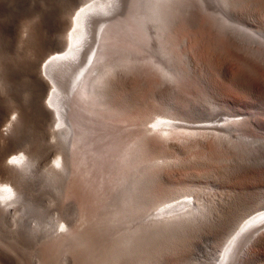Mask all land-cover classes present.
<instances>
[{"label":"bare ground","instance_id":"6f19581e","mask_svg":"<svg viewBox=\"0 0 264 264\" xmlns=\"http://www.w3.org/2000/svg\"><path fill=\"white\" fill-rule=\"evenodd\" d=\"M29 1L30 0H0V9L6 10L14 7L16 8V6H19V10L24 9L27 7ZM41 1L37 3H40L37 6L40 7L45 0H43L42 3ZM47 1H45L47 4H45V2L43 4L48 6V10L43 7V4L41 5L45 10L40 8L41 10L37 11V16H35L36 22L25 29L23 37L29 54L31 56L34 55V58L45 46L53 47L50 48V52L41 54L38 60L37 58L36 60H33V58L25 60V62L27 61L25 67L28 64L27 69H24L25 73L28 74L27 78H29H26L27 83H29L28 80H30V84L25 85L26 89L24 87V90L19 89L18 86L20 83L17 82L15 76L17 72H15L9 60H7L9 56L5 58V48L3 46L5 42L3 40H5L7 34L4 33L6 34L5 38L3 36L2 40H0V234L5 231L23 233V231L28 228L32 235L34 233L33 236L31 234L29 235L34 237L40 227L38 224L32 225L30 219L39 211H42L39 210V207H41L39 204L44 202L41 199L48 195H53L60 190L63 192L60 191L63 195L64 193L66 194L65 196H73L77 192H80L83 196L86 189L82 191L79 190L80 186L82 187L83 185L85 187L88 186V189H90L89 186H91L93 190H97L98 187H96V185L98 184L95 182L102 176L99 172L102 171L103 174L107 172L106 174L110 175L112 171L114 172L115 170L116 172L120 170V164L121 166L124 164L123 166L127 169V172H123L122 175L126 176L127 173L129 175L131 171L130 163L132 153H134V156H137L138 153L140 154V158H138L140 160H137L139 161L138 163H140L143 158L144 160L142 162L147 161L148 159H145V157L148 158V154H150L151 156H155L159 168L161 166L167 167L168 165L171 167L175 165L172 161H174L175 158L178 159L179 156H183L185 152L201 148L204 150L210 149L211 146L209 144H213L214 142V145L216 143V149L221 150L232 159L235 157L239 158L236 161L239 163L238 170L242 177L239 175L232 176L240 177L233 179L236 185L238 182H242V178L253 177V175L264 171V125L260 124L261 122L259 120L260 116L264 117V88H262L261 94L257 92L254 93L251 89L253 93L248 92V98L250 97L249 103H247V96H245L244 93L243 95L246 97V103H244L245 101H242V99V102H236L232 99L234 97L229 98L228 106L224 108L228 109L229 107L231 114L229 110H227V113L229 112L228 115L220 117L214 122L201 120L193 121L192 119L190 123H186L187 121L178 115L180 112L179 106L181 104L167 103V105H163L162 103L165 115L160 116V114L156 113L157 111L155 112L152 110L153 112H147V110V114L145 115L147 119L139 122L143 129L137 134L131 135L132 133L130 132V134L129 130L127 131V129L125 130V128H122L125 132L127 131V137H129L125 138L126 134L124 133V138L128 139L124 144L123 136L121 137L117 134L122 124H119V126L115 124L116 122H120L123 123L122 126L125 125L124 127L129 128V125H132L130 123L136 121L132 119V111L134 110L125 95L129 94L128 92L132 89L135 77L140 76V79L143 77L142 79L146 78L148 80L152 77H158V86L167 94L174 96L179 93V89V91H181L183 87L187 88L193 86L197 79L202 78L203 63L200 59L198 60L193 57L196 55V49L199 48L200 44V42L197 43L196 47L192 45V38H194L192 35L193 30L196 32L202 29L204 30L203 32L215 36V40L217 39L220 42L223 40V42L228 43L231 47L240 49L239 53L241 52L242 54V51H244L249 57H252V59L264 65V12H256L250 5L249 7L251 8L249 9L247 6L249 0H83L78 4L75 3L72 8L67 9L65 15L62 14V7L66 5L65 2L68 3V0L65 2L63 0H54L56 2L52 0ZM59 1H61L62 4ZM58 2L60 5L56 4ZM63 2L65 4H63ZM34 3L30 2L31 6L28 9L29 11L36 8L34 6L35 8L33 7L30 10ZM67 5L64 7L65 10ZM260 5L258 6L260 7ZM11 12L14 11L12 10ZM22 13L23 12H21V14ZM242 13L249 14L250 20L249 18L247 19L250 22L242 18ZM0 15L2 16L3 13H0ZM5 19L6 17H4V20ZM11 19L14 21L17 18ZM0 20L2 22L3 17ZM4 26L0 24V29ZM47 27L55 31V35L50 38H46V36H44L45 34H42L43 30V33H45V28ZM5 32H7L6 29ZM56 33L60 35L59 38ZM11 37L12 36H10V39ZM12 40L14 41V38ZM11 44L13 45V42H11ZM179 49H182L184 54L183 57L178 56L177 52ZM5 51L8 52L9 50ZM25 62L22 63L20 61L19 63L24 64ZM18 66L21 65L18 64ZM17 69L19 70V68ZM24 76H22L21 79L24 80ZM154 78L150 81H153ZM231 78L229 77V80ZM142 81L140 80V82ZM19 82L22 83V80ZM145 84H143V86H147V82ZM205 84V89L207 93H209H206V95H209V97L206 98L210 99L214 97L211 100L212 102L214 101V104L210 106L211 104L208 102L210 104L208 105L206 102L207 104L203 105L208 107L204 109L206 113H204V110H199L203 112V115L213 116L211 115L212 112L215 111L213 109H219L222 103L218 104L220 98H215L218 94V89L214 86L216 84L210 81ZM28 86H30V88ZM241 86L242 84L236 89L242 91L243 89ZM244 86L245 85H243V88ZM27 87L29 88L28 95L21 94L23 93L21 91H26ZM161 88H159V90ZM244 91L246 92V90ZM160 92L162 91L160 90ZM23 95L25 97H21ZM219 95L220 93L218 96ZM217 98L218 100H214ZM224 99L223 96V100ZM206 101L209 100L206 99ZM225 103L223 104L224 106ZM130 109L132 110L131 112ZM139 111L140 110H138V112ZM135 116L136 115H134V117ZM182 116L184 117V114ZM139 117L140 116H138V118ZM140 120H142L141 117ZM182 121H184V123H182ZM113 123L116 126H113ZM31 125L35 126L36 136L28 138L26 136L27 130ZM113 127H118L115 128L118 130L114 131ZM207 145H209V148ZM141 153H146V156L142 157ZM173 153L178 157L174 158L172 155ZM150 157L147 161L148 164L152 158ZM174 162H176V160ZM170 167L168 166V168ZM126 169H124V171ZM96 172H98V175ZM113 172L111 175L116 174ZM93 174L96 175V178L98 176L99 179L95 178V181L92 180L95 177L90 178ZM111 175L109 176L110 178ZM108 176L106 177L108 178ZM128 177H130V175ZM134 178L135 176L133 179ZM140 178L143 180L142 176H140ZM105 179L106 178L103 180ZM141 179L138 178L134 182L133 192L130 194L136 195V193L142 192L140 194H142L143 197L145 194L149 202L159 197L162 198L165 195L163 192L165 191L164 187L161 188V185L164 186L165 180L161 179L164 183L156 185L158 189L151 186L146 189L145 184L148 182L144 178V183H142ZM121 180L122 178L117 181ZM167 181L168 180H166V183ZM251 181L252 180L249 182ZM257 181H255L256 185L258 184ZM103 182L104 181H100L99 184L101 183L102 185ZM114 182L116 181L113 180V183ZM246 184L248 185V183ZM258 186H260V184ZM253 187H255V185H253ZM253 187H250L249 190L247 188L245 193H252L253 189L257 190L258 188L255 189ZM82 188L84 189V187ZM194 188L193 190L196 189ZM251 188L253 189L250 190ZM96 190L89 191L95 193ZM129 190L130 189H128V192ZM193 190L189 188L188 191L192 192ZM208 190L209 189H207V191ZM196 191H194V194L200 195L198 191L195 193ZM203 191L204 190H202V192ZM259 191L262 193V188ZM259 191L257 190L258 194ZM90 192L89 194L92 195L93 193ZM122 192L124 191L122 190ZM176 192L178 191H175V193ZM257 192L255 193L256 195ZM97 193L99 192L97 191ZM59 194L60 193H58V195ZM130 194L127 195L130 196ZM140 194L137 196L140 197ZM187 194L185 198H178L167 204L163 201L162 204L164 203V205L161 204L162 206L158 207V204L156 205L157 209H154V207V210L151 208L153 205L151 204L152 202H148L151 204L148 208L146 205L147 202H145L146 200L144 201L146 205L145 208L148 209L146 210L143 206H140L143 211L146 212L150 208L152 211L150 209L149 213L146 212L150 217L148 216L144 221L146 227L142 226V229H145L144 231L141 229V231L149 235L150 238H134V240H137V242L136 240L134 241L136 242L135 246L133 245L134 248L137 249L140 245L146 244L147 251L150 252V250H152L151 248L157 246L155 244L161 240H163V242L167 240L168 242V240L170 241L172 239L173 241L175 237L179 235H189L192 232L203 230V227L208 224L219 223L217 216L213 215L218 214V210L213 208L214 206L212 207L211 203H208V198L206 199L201 195L198 197L192 193ZM208 194L205 193L207 196ZM120 195L123 196L122 194ZM134 195L130 196L128 200L133 202V198H136ZM179 195L177 194L175 196L178 197ZM202 195H204V193H202ZM171 196L170 194V197ZM175 196L172 198L175 199ZM77 197L80 198L78 195ZM143 197L142 199H144ZM166 197H168V195L164 196V198ZM202 197L208 202H204ZM63 198H60V200ZM249 200L247 199V203ZM257 201H264V195H260ZM124 202L127 204L128 201ZM139 202L140 201H138V203ZM259 202L253 201V203ZM139 204L142 205V202ZM259 204H261V202ZM62 205L63 204H61V206ZM117 205H121V203ZM262 205L263 204L260 206ZM137 206L138 205H136V207ZM238 207L240 206L237 205L236 208L238 209ZM211 208L213 212L212 215L211 212H209ZM252 208L255 209V207ZM121 209L123 208L120 207V210ZM128 209L130 210L131 208ZM136 209L138 210L140 208ZM112 211L116 213L115 209L113 210V206L111 212ZM136 212H132V216L135 215ZM129 213H127L128 216H130ZM111 214L112 213L109 215ZM114 215H112V217ZM138 217L141 218V216ZM116 218L118 217H115V219ZM50 220L52 223L48 222ZM102 220L104 219L102 218ZM113 220L114 219H112V221ZM37 221L35 220L34 222ZM47 222L52 224V226H50V231L47 229L45 232L49 231L51 241L59 245L62 244L61 247H65L63 244H69L70 248V244L75 243L73 240H75V238L78 239L80 236L72 223H70V221L68 222L67 219L65 220V216H63V219L56 218V220L53 219V221L49 219L46 223ZM41 223L39 224L41 225ZM48 223L45 224L44 222V225H49ZM60 228L63 229L61 230ZM77 229L80 230V228ZM110 229L112 233H114L112 228H107V231H105L106 233L102 231V233L105 234L104 237H102L103 240L98 241V243H102L101 241H103L101 253L103 249L105 253L102 256L103 261L97 259V262H95L97 264L99 262H101L100 264H113L115 261H112L113 250L111 249L117 244L115 245L116 242H112L108 237L111 231ZM95 230L97 231V229ZM86 231L87 230H85L84 233H80L81 235H85L84 238L82 237L83 235L79 238H82L84 243H86V248L89 247L93 250L94 247L98 245L95 244V246L91 242L93 241L92 237L96 238V235L94 234L91 236L90 234H86ZM92 231L90 230L89 232H96ZM96 234H98V232H96ZM36 236L35 238L38 239ZM44 236L48 237V235L46 236L45 234ZM128 238L130 239L131 237L128 236ZM125 239L129 240L127 236ZM82 240L80 243L81 247L77 244L79 239L76 241V244H74L75 247L78 245L80 249L82 247L85 248V244L82 243ZM222 242L220 251L214 252L216 253L215 257L212 260L210 258L211 261L208 260V263L210 261L211 264H264V207L256 211L254 210V212L248 216L244 215ZM88 243L94 246L90 247ZM66 246L68 247V245ZM131 246L132 244L130 247ZM117 247L116 250H114L115 252L118 250ZM125 247L123 243L122 249ZM54 248L56 250L55 246ZM127 248H129V246ZM149 248L150 250H148ZM122 249H119L117 252L124 251ZM81 251L86 250H79L78 248L77 252L80 253ZM127 251L129 252L130 250ZM126 252H124L125 256H127ZM83 253L85 252L80 254L81 259H83ZM77 254L76 259L80 256ZM124 254L122 252L119 255L120 264H124L123 262L126 260ZM85 255L86 253L84 254V258L87 257L86 259L88 261V255ZM123 256L124 260L122 262L121 258H123ZM118 259H116V264L118 263ZM127 260L130 262L129 259ZM85 261L83 259L84 263ZM90 261L92 260L90 259ZM128 262L126 261L125 263L127 264Z\"/></svg>","mask_w":264,"mask_h":264},{"label":"rangeland","instance_id":"374dc122","mask_svg":"<svg viewBox=\"0 0 264 264\" xmlns=\"http://www.w3.org/2000/svg\"><path fill=\"white\" fill-rule=\"evenodd\" d=\"M36 1L30 0L28 2L27 7H25L24 9H20V10H19V6H16V8L14 7V8L6 9V10L0 9V13L1 14L3 13L2 16L0 15V19H2V17H3L2 22H4V23H2L0 20V24L2 26L5 25L2 28L4 30L0 29V30L4 31V32L0 31V36H1L0 40H2L3 36L5 38V35L7 34L5 40H3L5 43L3 41H1L2 43H4L3 46H4L5 50H9L8 52H6L4 50V55H5V58L9 56V59H7V60H9V62L13 66L15 72H17L16 73L17 75H15V76L17 78V82L20 83V85L18 84L19 85L18 87L21 90L22 89L24 90V88L26 89L25 85L30 84V80H28L29 83H27V79H29V78H27L28 74L25 73V71H24V69L26 70L27 66H28V64H27L25 67V64L27 63V61L25 62V60H30L29 58H31V59L33 58V60L34 59L36 60V58H37V60H38L41 54H46V53L50 52V48L53 47V46H47V47L45 46L44 48H42L41 52L38 53L39 55L36 54L35 58H34V55L31 56L29 54V51L25 45V39L23 37L24 31L27 27L33 25L36 22L35 16H37V11L41 10L40 9V8H42L41 5L47 0H45V1L42 0L43 3L40 0L42 3L40 5V7L37 6L40 4V3L37 4L40 1L39 0H36ZM52 1H54V0H52ZM56 1H58V0H56ZM56 1H54V2H56ZM63 1L65 2L67 0H63ZM82 1L83 0H74V1L68 0V3L65 2L66 5L68 4L66 10L64 8V7H66V5L64 7H62V9H63L62 14L65 15L67 9L72 8L75 5V3L78 4ZM30 2H32V3L36 2L30 8V10H31L34 6L36 7V8L34 7L35 9H32V11L28 10L29 7L31 6ZM47 2H50V1H47ZM47 2H45V4H47ZM59 2L62 4L61 1H59ZM59 2L56 4L60 5ZM64 2H63V4H65ZM45 4H43V7L46 8V10H48L47 9L48 6ZM247 4H248L247 6L249 9L251 8V7H249V5H250V6H252V8L254 10H256V12H259V13L264 12V8H263L264 7V0H249ZM258 5H260V7ZM44 8H42V9L45 10ZM260 8H263V9H260ZM11 9L14 12H11L12 11ZM257 10H259V11H257ZM20 11L23 13L21 14ZM26 11H28V12H26ZM242 15H243L242 18L243 19L245 18L244 19L245 21L247 18H249V20H250V16L248 13H242ZM4 17H6V19H5L6 21L8 19L7 22L4 20ZM11 18H14V19L17 18V19L13 21V19H11ZM247 22H250V21H248V19H247ZM6 23H7V25H6ZM13 25H15V26H13ZM12 26L14 27V29ZM5 29L7 30V32H5ZM43 31H42V34L43 35L45 34L44 36H46V38H50L53 35H55L54 34L55 31L50 27L45 28V33H43ZM46 31H49V32H46ZM203 31L204 30H202V29L201 30L199 29L196 32H194V30L192 31V35L194 36V38H192V45L196 47L197 43L200 42V44H201V45L199 44V48L196 49L197 53L193 57L195 59H198V60L200 59V61L203 63L202 73H201L202 78L197 79L196 83L193 84V86H190L187 88L183 87V88H181V91H179L180 90L179 89L178 90L179 93L174 96V95L167 94L161 87L158 86L159 85V83H157V82H159L158 77L149 78L150 80L154 78L155 81L154 80L150 81V80L145 78L146 82H147V86H145L146 82H145V79H142L143 77L141 79H140V76L135 77L132 89L128 92L129 94H125V95L127 96L128 101H130V104L132 105L133 110H134V111H132L130 109V112L132 111V117H133L132 119L136 120V121H132V123H130L132 125H129V128L124 127L125 125L122 126L123 123L116 122L115 124H118L117 126H119V124H122L121 127H119V128H121L120 130H122V128H125V130L126 129H127V131L129 130V133L130 132L132 133V134L130 133L131 135L137 134L140 130L143 129V127L141 126V123L139 124V122H142L143 120L147 119L145 116L147 114V112H153V111L156 112L157 111L156 112L157 114H160V116H164L165 113L163 110V105H167V103H177V104L182 105V106L181 105L179 106L180 112L178 115H179V117H182V119L186 120L187 121L186 123H190V121L192 119H193V121L201 120V121H212V122H214L220 117H225L230 112L229 107H228V109H226L228 106L229 98L234 97L232 99H234L236 102L245 101L244 103H246L247 102L246 100H248L247 103H249L250 97L248 98V95L250 92L253 93V91H254V93H256V92L260 93L261 90H263L262 88H264V65L262 63L255 61L254 59H252V57H249L244 51H242L243 52L242 54H241V52L239 53L240 49H236L234 47H231L228 43L223 42V40H221V42L217 39L215 40L214 39L215 36H213L212 34L209 35V33L207 34L206 32H203ZM8 32H10V33H8ZM51 32H52V35H51ZM193 32H194V34H193ZM4 33H6V34H4ZM8 34L10 36H12L11 39H10V36ZM48 34L51 36H49ZM8 36H9V38H8ZM57 36H58V38L60 37L59 34H57ZM13 38H14V41L12 40ZM11 42H13V45L11 44ZM8 46H10V47H8ZM5 53H7V54H5ZM177 53H178L179 57H183V55H184L182 49H179V51ZM37 55H38V57H37ZM14 61H15V63H14ZM20 61L22 63L23 62H25V63L20 64L19 63ZM13 63H14V65H13ZM18 64L21 66H18ZM17 68H19V70ZM22 76H24L23 77L24 80L21 79ZM229 77L230 78L232 77L231 78L232 80L231 79L229 80ZM19 79L22 80V83L19 82L20 81ZM140 80L141 81L143 80L144 82L143 81L140 82ZM209 81L213 84H216L214 86L218 89V94L220 93V95L218 96V94L216 93L217 96H215V98L219 97L220 102H218V104L222 103V104H220L219 109H215V108L213 109V110H215L211 114L213 116H206L205 114L204 115L202 114L203 112H200V110L203 111L205 108L206 109L208 108V107L203 106V105H206L208 102L211 104L210 105L208 103V105H210V106H212L214 104V101L213 102L211 101L212 98H214V97H211L213 95L210 96L211 97L210 99L206 98V97H209V95H206L207 91L205 89V86H206L205 83H207ZM148 82H149V84H148ZM154 82L156 85L154 84ZM240 83L242 84V86H241V88L243 89L242 91L246 90L247 93L245 91L242 92L241 90L236 89V88H238L239 85H241ZM143 84H145V85L143 86ZM243 85H245L244 88L246 87L247 89L248 88L249 89L248 90L246 88L244 89ZM28 87L30 88V86H28ZM28 87H27L26 91L19 90V91L23 92V93H21V92L20 93L25 94L27 96L29 93ZM159 88H161L160 90L162 92H160ZM221 92H222V94H221ZM243 93L245 94V96H247V98L244 97ZM207 94H209V93H207ZM223 96L226 100L225 99L223 100ZM21 97H25V96L23 95ZM245 98H246V100H245ZM206 99L209 101H206ZM241 99H242V101H241ZM214 100H218V98L214 99ZM215 102H217V101H215ZM225 102H227V103H225ZM162 103H163V105H162ZM224 103H225V106L223 105ZM224 107H226V108H224ZM141 108H142V110H141ZM138 110H140L139 111L140 113L138 112ZM193 110H195V111L197 110V111L195 112ZM227 110H229L228 113H227ZM142 112H143V114H142ZM184 112H186L187 114ZM194 113H195V115H194ZM204 113H206V111ZM183 114H184V117L186 119L182 116ZM200 114H201V116H200ZM230 114H231V112H230ZM134 115H136L135 116L136 118L134 117ZM185 115H187V116H185ZM138 116H140L142 120H140V117L138 118ZM142 116H144V117H142ZM189 117H191V118H189ZM14 118H16V117H14ZM259 120L261 122L260 124L264 125V117L260 116ZM182 123H184V121H182ZM115 124L113 123V126H116ZM30 127H29L30 132L28 129L27 135H26L28 138H32V137L36 136L35 126L31 125ZM115 128H118V127H113V130L117 131L118 129H115ZM218 128H220V127H218ZM125 130L123 129L120 132L117 131L118 135H120L121 137L123 136L122 137L123 138V144H124V142L126 143V141H128V139H125V138H129V137H127V135H128L127 131L125 132ZM124 133L126 134L125 135L126 137L124 136ZM161 140H163V139H161ZM126 145H128V144H126ZM209 145L211 146L210 149H207V150H204L202 148L196 149L194 151L185 152L183 154V156H179V157L175 156L173 153L172 155L174 156V158L178 157V159L175 158L176 162H174L175 160L172 161L173 163H175L174 166L170 167V165H168L170 168H168V166L167 167L161 166L162 168L161 167L159 168V166L156 163L155 156H151L150 154H148V156L149 157L151 156L152 158L150 157L151 159H150L149 164L147 162L149 160V157L148 158L145 157V159H148L147 161L142 162L144 160V158H143L140 161V163H138L139 161H137V160H140V159H138V158H140V154L138 152H136L139 155L137 154V156L136 155L134 156V153H132L133 158L131 157V163H130L132 167L130 166V170L134 173H132L130 171V173H129L130 177H128L129 176L128 173L126 174L127 177L125 175H122L123 172H125V173L127 172V169L123 166L124 164H122V166L120 164V167H119L120 170H117L116 172L114 170V172L117 175L116 174L111 175L113 171L110 173L111 178L109 177L110 176L109 174H108L109 176L106 174L107 172H105L103 174L102 171L101 172L98 171L99 174H101L102 176H100L101 180L97 176V178L99 180L96 181L95 183L100 185V186L96 185V187H98L97 190L96 189L93 190L91 188V186H89L90 189H88V186L85 187L83 185L82 187H84V189L81 186L79 188L80 191L86 189L85 192L83 191L85 193V194L83 193L84 194L83 196L80 192H77L76 194H74L75 196L74 195L73 196H65L66 194L64 193V195H63L62 194L63 192L60 190L62 193L60 191H58V192H55L57 194L54 193L53 195H48V196L44 197L43 199H41L44 202H42V203L40 202L41 204H39V206H41V207H39V210H42L39 212H41V213L38 212L37 213L38 215L35 214V216H32V218H31L32 220L30 219L32 225L38 224V226L40 227V228H38V231L35 233V236L37 235L36 237H38V239H36L35 236L32 237L34 235V233L32 235L29 232L28 228H26L23 231V233H12L10 231L3 232L2 234H0V236H1L0 237V264H86L87 262L90 261V259L92 261H90L88 264H97V263H95V262H97V259L99 261L102 260V256L105 253L104 249H103V252L101 253V251H102L101 245L103 246V244H102L103 241H101L102 243H100V242L98 243V241L103 240L102 237H104L105 234H103L102 231H104V232L107 231V228H112L114 233H115V234L112 233L111 229H110L111 231L109 234L107 232L110 240L114 243L116 242L115 245L117 244L116 246L114 245L115 247L113 246L114 248L112 247L113 249H111V250H113V251L116 250L117 246H118L117 247L118 250L122 249L123 243H124V247L129 246V248H127V247L123 248L122 250H124V251H121V252H117L118 250L116 252L114 251V254L117 253L116 255H114L113 251H112V255L114 256V257L112 256V258H113L112 261L115 260L113 262V264H116L115 263V262H117L116 259L119 258L120 253L123 252V254H124V252H126L127 250H130L131 252L127 251L126 252L127 256H125V254H124V256L126 258L125 262L126 261L128 262L127 259L130 260L131 257L133 258V260L131 258L130 262H128L127 264H207L208 260H210V258L212 260L215 257L216 253H214V252L220 251V249L222 247V243H223L222 241L225 239L226 235L231 231V229L242 219V217L244 215L248 216V215L252 214L254 212V210L256 211L257 209H261L264 207L263 206L264 201H260L261 204H263L262 206H260L261 205V204H259L260 202L257 201L258 198L260 197V195L261 196H262V194L264 195V182H263L264 181V174H263L264 171L262 173L253 175V177L252 176L245 177L247 179L242 178L241 179L242 182H238V184H241L242 186L238 185V184L236 185L233 182V179L242 177L241 173H239V170H238L239 163L236 161L239 158L235 157L232 159L229 155H226L221 150L216 149L217 148L216 143L214 145V142H213V144H209ZM209 145H207L208 148H209ZM145 154L146 153H141V156L144 157V156H146ZM132 160H133V162H132ZM136 163L139 164L140 167ZM124 169H126V170L124 171ZM98 172H96L97 175H98ZM119 172H120L121 176L119 175ZM261 174H263V175H261ZM131 175L133 177L135 176V178L133 179V177ZM139 175L142 176L143 180L146 179L147 182L149 183L148 184L147 182H145V183H147V184H145L146 189H148V187H150V186L158 189V186H156V185H158V184L161 185L165 182L164 186L161 185L162 186L161 188L164 187V189H165V191H163L165 195L164 194H160V195H164V196L168 195V197H166L167 200L163 196L162 198L159 197L158 198L159 200L155 199L154 201H151L152 202L151 203V202H149V199H147L145 194H144V197L142 196V194H140L142 192L136 193V195L130 194L133 192L134 182L138 178L141 179ZM238 175L240 177H232V176H238ZM106 176H108V178ZM115 176H117V177H115ZM118 176H120V177H118ZM102 177H104L106 179L103 180L104 178H102ZM90 178H93L92 180H94V181L97 179L96 175H94V174L91 175ZM116 178H117V180L118 179L120 180L122 178V180H121L122 183H121V181H117ZM110 179H113L116 182L113 183V180H110ZM161 179L165 180V181L162 182ZM143 180H142V183H144ZM166 180H168L167 183H166ZM250 180H252V181L249 182ZM257 180L258 181L260 180V181L258 182ZM100 181L101 182L104 181L102 183V185H101V183L99 184ZM255 181H257V183H258L257 185H256ZM245 182L248 183V185ZM108 184H109L110 188H109ZM120 184H123V185H120ZM130 184H132V185H130ZM259 184H260V186H258ZM253 185H255V187H253ZM208 186H209V188H208ZM238 186H239V188H238ZM245 186H247V187H245ZM250 187H253L255 189L258 187L259 188V189L257 188L258 191L261 190V188H262L263 192L260 193L261 191H259V194H258L257 190H254L253 188H251L250 190L253 189L252 193L251 192L245 193V190L247 188L249 190ZM127 188L130 189L131 192H130V190L128 192ZM189 188L192 190L194 188L195 190L190 192L191 190L188 191ZM125 189L127 190V193H126ZM207 189H209V190L207 191ZM89 190L90 191L96 190V192L95 193L90 192ZM122 190L125 193L122 192ZM161 190H163V189H161ZM196 190L198 191V194H200L201 196H204V198H206V199L208 198L209 202L206 199H205L206 200L205 201L204 198L202 197L203 198L202 200L204 202L211 203L212 207L214 206L213 208L218 210V214H213L212 208L209 209V212H211V215L213 214L214 216H217V218L219 219V221H218L219 223L208 224L207 226L203 227V230H201V231L199 230L198 232L197 231L192 232L189 235L188 234L179 235V236L175 237V239L173 241H172V239L170 241L168 240V242H167V240L164 242H163V240H161L155 244L157 246H153L151 248L152 250H150V248L148 249V250H150V252L147 251V245L146 244L140 245L139 247H137V249L134 248V246L137 242L136 239H135L136 242H134L135 241L134 238H140V239L143 237L144 238L145 237L150 238V236L147 234H144L141 231V229L143 227H146L144 225L145 224L144 221L148 218V216L150 217V215H148V213H149V210L151 208L153 209L155 207L154 209H157L156 205H158V204H159L158 207H161L162 205H164V203L167 204V203L173 202V200H176L178 198H183V197L185 198V195L188 192H189L188 194H191V193L194 194V191H196ZM202 190H204V191L202 192ZM86 191L88 194H89V192L93 193V194L88 195L86 193ZM97 191L99 193H97ZM175 191H178V192L175 193ZM197 191L195 193H197ZM255 191L257 192L258 198H257V195L255 194L256 193ZM179 192H180V195H179ZM58 193H60V194L58 195ZM119 193L122 194L123 196H121ZM202 193H204V195H202ZM205 193L206 194L209 193L208 196L205 195ZM86 194H87V196H86ZM95 194H97V195H95ZM127 194L128 195L130 194V196L134 195V197H136V198H133V202L128 200V198H130V196H128ZM139 194H140V197H138ZM170 194L172 195L171 197H170ZM177 194L180 197L175 196ZM77 195L80 196V198L77 197ZM194 195L200 197V195H197V194H194ZM63 196H64V198H63ZM174 196H175V199L172 198ZM205 196H207V197H205ZM142 197L144 199H142ZM252 197H253V199H252ZM60 198H63V199L60 200ZM168 198H170V199H168ZM247 199L248 200L251 199V200H249L250 202L248 201V203H247ZM41 200H39V201H41ZM157 200H158V202H157ZM124 201H128L127 204ZM138 201H140L139 203L142 202V205L139 204ZM144 201L147 203L149 202V203L153 204L151 206V208L148 211H146L148 213L144 212L141 207L143 206V208H145V206L147 205V207L149 208V205H151V204L146 203V205H145ZM163 201H164V203L162 204ZM253 201L259 202V203H253ZM233 202L235 203V206H234ZM120 203H121V205H117ZM136 203H138V204H136ZM240 203H242V204H240ZM61 204H63V205L61 206ZM134 204H135V206H134ZM255 204H257V205H255ZM136 205H138V206L136 207ZM237 205L240 206V207H238L239 211L236 208ZM112 206H113V210L115 209L116 213L114 211L111 212ZM119 206L122 207L123 209L120 210ZM106 207H108V208H106ZM246 207H248V208H246ZM252 207H255V209H253ZM116 208H117V210H116ZM118 208H119V211H118ZM128 208H131V209L133 208L134 210L133 209L129 210ZM136 208H140V209L137 210ZM141 209H142V211H141ZM152 209H151V211H152ZM240 209H241V211H240ZM247 209L249 210V212ZM124 210L126 211V213ZM245 210L247 213L245 212ZM117 211L119 212V215H118ZM128 211L131 213H129ZM136 211H138V212H136ZM59 212H60V214H59ZM109 212L112 214L109 215L110 214ZM113 212L115 213L116 216L114 215ZM132 212H136L135 215L132 216ZM127 213H129L130 216H128ZM137 213H138V215H137ZM64 214H66V215H64ZM45 215H47V216H45ZM112 215H114L113 216L114 218L112 217ZM42 216H44V217H42ZM51 216H53V217H51ZM63 216H65V220L67 219L68 222L70 221V223H72V225L76 228L77 232H79V234H78V235H80L79 237H81L83 235V234L81 235L80 233L81 232L84 233L85 230H87L86 231L87 233L85 232L86 234H90L91 236L95 234L97 239L92 237V240L95 243L93 241H91V242L94 245L98 244L97 247H94L93 250H92V248H89V247L86 248L85 247L86 243H84L82 238L80 239L78 237L80 242L78 241L79 243L77 242V244L80 245L81 240H82V243L85 244L84 245L85 248L82 247L80 249L81 245H80V247L78 245H76V246L79 248V250H84V249L86 250V251H81L79 253V252H77L78 248L75 247V245H74V244H76V241L78 240L76 238H75V240H73V242H75V243L70 244L71 245L70 248H69V244H63V245H65V247L64 246L61 247L62 244L59 245L58 243L51 241V238L49 237V234H50L49 231L51 230L50 226H52V224H49L48 222H50V223H52V222H51V220L48 221L47 223L49 225H44V222H45V224H47L46 221L49 219H52V221H53V219L56 220V218H62L63 219ZM138 216H141V218H139ZM115 217H118V218L115 219ZM123 217H125V218H123ZM128 217H129V219H128ZM35 218H38V219H35ZM102 218L104 220H102ZM112 219H114V220L112 221ZM33 220L34 221L38 220V221L34 222ZM115 221H117L118 223ZM38 222L39 223L42 222L41 225ZM107 225H109V226H107ZM77 228H80V230H78ZM47 229L49 230V231H47L48 234H47V232H45V230H47ZM95 229H97V231ZM144 229H142V230L144 231ZM90 230L91 231L93 230L92 232L96 231V232H98V234H96V232L90 233L89 232ZM17 234H18L19 238H18ZM29 234H31L32 236H30ZM44 234L46 236L48 235V237H45ZM13 235L15 236V238ZM39 235H40V237H39ZM112 235H113L115 241L113 240ZM84 236L85 235H83L82 237L84 238ZM126 236H127V239H129L128 236L131 237L130 238L131 240L130 239L126 240L125 239ZM184 239H187V240H184ZM96 241H97V243H96ZM124 241H126V242H124ZM132 241H133V243H132ZM160 242H162V243H160ZM2 244L3 245L5 244V245L3 246ZM93 244L89 245V243H88V245L90 247L94 246ZM131 244H132V246L134 245L133 247L131 246L132 248L130 247ZM66 245H68V247ZM54 246L56 247V250H55ZM67 248H69L71 250H69ZM91 251H93V252H91ZM82 252H85L89 258V260L87 261V259H86L87 257L84 258L85 253H83L82 258L84 259V261L86 260L85 263L83 262V259L80 258L81 257L80 254H82ZM87 252H88V254H87ZM77 253H79V254H77ZM76 254L80 255L79 257H77V259H76ZM74 255H75V257H74ZM124 256H123V258H121L122 262L124 260ZM72 257H74V258H72ZM94 258L96 261L94 260ZM134 259H136V260H134ZM74 261H76V262H74ZM78 261H80V262H78ZM205 261H206V263H205ZM210 261H209V263H210ZM119 262H120V258L118 259V263ZM125 262H123V263L126 264ZM100 263L101 262H99L98 264H100Z\"/></svg>","mask_w":264,"mask_h":264}]
</instances>
